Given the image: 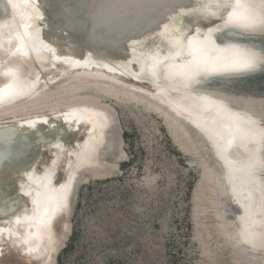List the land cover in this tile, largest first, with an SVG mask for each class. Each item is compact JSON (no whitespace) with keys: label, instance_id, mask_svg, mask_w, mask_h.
Listing matches in <instances>:
<instances>
[{"label":"bare ground","instance_id":"1","mask_svg":"<svg viewBox=\"0 0 264 264\" xmlns=\"http://www.w3.org/2000/svg\"><path fill=\"white\" fill-rule=\"evenodd\" d=\"M46 1L49 4H46ZM222 1L224 0H217L218 3ZM10 3L13 11L6 14L2 10V8L6 10V4L0 0V90L3 95V99L0 100V229H3L0 233V262L12 259L26 262L29 259H37V264H55L56 256L65 246L70 233L69 219L72 214L70 205L73 209L72 188L80 173L77 172L74 181H71L66 188V192L59 190L67 187L72 172L81 163V158L86 160L90 144L98 146L102 131L116 119V114L107 104L89 98L63 101L39 100L24 105L42 98L55 88L88 83L81 82L89 78L88 76L115 79L119 84L115 89L128 90L139 99L155 105L167 117L176 121L187 137L196 139L194 141H197L199 145L197 148L208 153L207 146L197 131L188 130L181 121L172 117L154 101L147 99L145 94H150L174 112L188 114L193 123L203 128L205 132L213 133L214 137H211V141L215 148L224 150L222 138L215 131V122L212 119L218 116L219 109L217 106L205 109V102L197 103L195 100V98L202 100L206 97L207 101L229 103L230 107L240 114L238 119H244L248 115L256 123L260 140H264V114L255 111L258 109H255V103L238 104L225 94L210 89V85L215 82L214 79L206 78L207 75L231 69L232 64L228 59L210 61V65L200 71L202 72L200 78H195L203 62L201 60H204L205 52L208 49L213 50V47L256 52L260 59L249 57L254 65L259 62L264 63V55L258 49L249 48V44L243 41L244 39L214 40L210 46L204 42L202 35L196 29H191L188 33L180 30L176 33L183 44V49L180 50L169 42L170 36L164 31L165 25L176 17L175 10L158 8L156 18H149V15H146V19L136 17L129 20L132 24L133 21L135 23L132 27L128 26L125 33L119 34L120 31L117 29L114 41H117L121 48H127L128 54H123L125 51L121 50L124 49L120 50L113 44L110 46L105 44L106 42L101 41L94 34V38H83L82 42L70 34V38L67 36L65 41L73 43L75 51L79 50L89 57L79 58V55L74 57L75 53L63 52L64 50H61L62 54L54 56L51 49L60 39L57 33L60 29L54 26L56 22L52 20L50 14L54 15L57 12L56 7L51 6L50 0H31L29 4L23 3L22 0H10ZM37 4L39 8L36 7ZM150 9H152L151 6ZM126 10L128 12L129 9L126 8ZM145 12L144 8L143 13ZM41 15L44 19H37ZM228 21V17L221 16L216 22L219 26H223ZM238 22L244 23L243 20ZM176 23L178 22L174 20V26ZM26 24L31 27L25 28ZM262 24L264 25V21ZM216 25H212L210 33L217 28ZM35 29L40 30L44 35L42 46L38 50L34 48L28 35V31ZM122 29L125 31L126 28ZM105 30L108 31L107 28ZM109 33L112 32L109 30ZM259 35L264 36V33ZM189 41L193 42L191 48ZM163 47L165 52L170 54L167 55L168 57H163L165 56ZM158 55L161 56L160 59ZM90 63H95L96 66L106 65L110 69L122 67L125 70L124 74L133 76L141 83L116 77L108 70L94 69L89 67ZM153 64H160L162 68L160 76L170 86L168 91L152 89L148 82H145L150 76L149 68ZM11 69L16 71L17 77L23 84L15 91L9 89L8 93L4 94L3 90L14 79L8 75ZM196 81L198 83L195 84ZM180 91L187 98L183 97ZM11 99L12 102H10ZM247 105L253 110L246 107ZM223 118L226 119L225 116ZM44 121L47 123L45 124ZM110 136H113V132ZM247 139L251 141L252 138ZM17 140L19 148L14 149ZM116 141L112 140L115 148H117ZM108 144L110 145L109 142ZM239 144L232 145L226 152L228 166L225 171L226 177L229 178L231 195L225 189L223 169L214 161L213 181L218 204L223 207L225 230L229 234L233 248L245 259L252 257L262 262L264 261V242L249 245L241 241L236 230V222L239 207L243 213V223L247 226L246 230L251 238L256 240L262 233L264 209L260 206V198L262 190L264 192V147L260 167L250 172L247 152L254 143L239 142ZM113 145H110L111 148ZM34 147H38L39 150L33 155V161L30 163L28 157ZM105 151L106 148L97 149L95 158L92 159L95 160V165L81 170L83 176L106 174L114 169V167L111 169V166L121 158L108 157V159L104 155L107 153ZM31 164L33 166L29 172L31 176L22 183L24 171ZM47 179H49L48 183ZM63 193L64 197H62ZM43 212H45L44 215L54 214L52 217L46 216L48 217L46 227L43 224L45 220L42 216ZM60 217H62L61 223L57 229H54V220Z\"/></svg>","mask_w":264,"mask_h":264},{"label":"rangeland","instance_id":"2","mask_svg":"<svg viewBox=\"0 0 264 264\" xmlns=\"http://www.w3.org/2000/svg\"><path fill=\"white\" fill-rule=\"evenodd\" d=\"M214 82L210 89L238 104L255 103V111L264 114V70ZM84 98L105 103L116 114L108 142L118 140L117 148L108 144L104 155L121 159L111 172L85 177L79 185L70 233L55 264H264L245 259L231 244L213 160L155 105L103 83L60 86L24 105ZM61 218L54 220V229ZM0 264H37V259Z\"/></svg>","mask_w":264,"mask_h":264},{"label":"water","instance_id":"3","mask_svg":"<svg viewBox=\"0 0 264 264\" xmlns=\"http://www.w3.org/2000/svg\"><path fill=\"white\" fill-rule=\"evenodd\" d=\"M6 4V10L2 8L3 13L10 14L12 9V4L10 3V0H3ZM62 2L65 4V7L67 9L66 12L60 11V9L56 6V4L50 3L52 7H56V13L53 15L50 14V17L54 22V26L58 29H60L57 33L59 34V41L54 43V48L51 49V53L54 54V56H58L61 53V50H64L63 52H71L75 53L73 56L77 57L79 55L80 57L88 56L85 55L83 52H80L79 50H74L75 45L71 42H66V37L68 36L70 38V34L76 36L75 38L78 39L79 42H82L81 39H91L94 38V35L96 37H99L101 41L106 42L107 45H114L117 46L121 51H125L123 54H128L129 51L127 48L123 47L121 48V45L114 41L117 36V29L120 31L119 34L125 33L128 29V26L132 27L135 23L133 21V24L129 21L130 19H135L136 17L144 18L146 19V15H149V18H153L157 16L158 8H165L167 10L175 8L174 15H176V21L178 23L175 24L174 27H176L180 32L183 31L184 33H188L191 29H196L200 34L202 35V38L204 39V42L206 44L212 46V41L214 40H225V39H233V40H241L240 38L244 39L243 41H246L249 45V48H254L255 50H261V41L262 39H259L257 35L260 33H264V25L262 24V21H264V1L262 0H242V3L248 5L247 7H236V0H224L222 2H217V0H62ZM46 4H49V2L46 1ZM146 4V5H145ZM78 5V6H74ZM203 5H207V9H202ZM149 6V8H147ZM150 6L152 9H150ZM107 7V8H106ZM128 8V12L126 10ZM145 8V14L144 12ZM113 9V12H112ZM111 10V11H110ZM237 11L242 16H247L250 19H255L256 23L250 27H244L243 24H240L238 20L241 21V19H236L233 22H227L223 26H219L216 21H219V19L222 17H228L229 13L233 11ZM1 12V9H0ZM182 12H190L192 13L190 16L186 17H180L178 14ZM212 13H215L212 15ZM218 19V20H216ZM213 24H217L212 33H210V29L212 28ZM129 27V28H130ZM105 28L108 29V31L105 30ZM122 28H126L125 31H123ZM109 30L112 32L109 33ZM28 35L33 43V46L36 50L39 49L40 46H42V40H43V34L40 30H32L28 31ZM66 32V33H65ZM130 32V31H129ZM99 33V34H98ZM128 33V32H127ZM94 34V35H93ZM249 35V36H248ZM239 37V38H238ZM246 38H253L255 40H249ZM164 44V43H163ZM171 46V45H169ZM162 47V46H161ZM41 48V47H40ZM212 48V47H211ZM60 50V51H59ZM120 51V53H122ZM163 51L165 52V49L163 47ZM117 53V52H116ZM77 54V55H76ZM173 54V53H172ZM142 55V54H141ZM170 55L169 53L165 52V56ZM72 56V55H71ZM89 57V56H88ZM158 59L161 58L160 55L157 56ZM243 57H251V58H259V55L256 52L251 51H245L242 49H215L213 47L212 49H208L207 52H205L204 60L201 67L199 68V72H197L195 75V78H200V71H203V68H207L208 65H210V61H215L216 59L225 60L228 59L231 64L234 60L243 58ZM167 59V58H166ZM78 61V59H75ZM89 60V59H88ZM259 61V60H258ZM160 65V64H159ZM157 65L153 64L151 65L150 69V76L148 80L145 82H148L149 87L154 89H161V90H167L169 89L168 83H166L160 76L162 71V68ZM264 63L259 62L255 65V67L251 69L246 70H240V71H233L231 69L225 70V71H219L214 72L213 74H208L206 78L208 79H214L218 77H227L232 75H244L247 73L252 72H261L264 70ZM89 67L96 68V69H102L105 71H110L113 75L119 78L128 79L133 82H140V80H137L133 76H130L129 74H124L122 67L117 68H107L106 65L96 66L95 63H90ZM161 69V70H160ZM10 78H14L13 81L3 90V93H8L9 89H13L14 91L18 89L23 83L20 82L19 78L17 77V73L14 70H10ZM74 72V70H72ZM89 78L83 79L81 82H88V83H101L103 82L104 85H108L112 88H117L119 85L117 83V80H113L111 78H93L88 76ZM111 77V76H110ZM148 77V76H147ZM111 79V80H110ZM200 81V80H198ZM198 81L195 82L198 83ZM181 95L183 97H186L185 94H183L180 91ZM146 98L150 101H154L158 106L162 107L163 110H166L170 113L172 117H175L179 121H181L184 126L192 131L196 132L200 135V138L202 137L203 142L206 144V148L208 151L209 157L218 165H220L223 169L224 174V180L226 183V191L228 194L231 195L230 190V182L229 178L226 177V171L227 168V156L226 152L229 151L232 147V145L237 144L240 145L239 142L242 143H254L253 147L248 150L247 156L250 161V164L248 165L250 172H254V170L257 167H260V164L262 163V149L264 147V140H260V135H258V130L256 128V123L251 119L247 114V117L244 119H238L237 117L240 116V114H237V111L233 110L230 107L229 103H215L212 101H207L206 97H203L201 100L200 98H195L197 103L205 102L206 106L205 109L211 108L213 106H217L219 109L218 116H214L212 119L215 122L214 129L217 131L218 136L222 138V143L224 146V150H219L215 148L214 143L211 141V137L213 138V133L209 134L205 132V130L195 123L191 121L189 118L190 116L188 114H179L177 112H174L166 106L161 103L159 100H156L153 96L150 94H145ZM205 100V101H204ZM13 100L11 99L10 102ZM204 109V107L202 108ZM244 114V113H242ZM116 116V115H115ZM225 116L226 119L223 117ZM244 116V115H243ZM217 117V118H216ZM249 117V118H248ZM240 118V117H239ZM117 117L114 119V122H111L109 126H106L107 129H104L101 134V142L98 146L94 144H90V147L86 153V160L84 158H81V163L79 166L75 168V170L71 174V178L69 180V183L67 184V187L60 189L59 191L66 192V188L70 185L71 181H74V177L76 176L77 172H79V176L77 177L74 186L72 188L73 192L71 195L72 198V204L77 192V189L79 185L84 182L87 178L90 177L92 174H88V176H83L81 170H84L87 166H93L95 165L94 161L92 160L95 158V154L97 152V149L107 148L108 147V139L109 136L112 134V132L117 127ZM97 130V129H96ZM95 130V132H96ZM210 135V136H209ZM252 138L251 141L250 139ZM106 146V147H102ZM240 147V146H239ZM18 140L15 142L14 149H18ZM39 150L38 147H34L32 149V152L30 153L28 159L33 161V155L37 153ZM66 155V154H65ZM32 164L27 168V172H30L32 169ZM24 171V173L26 172ZM81 176V177H80ZM29 176L23 175L22 176V183L27 180ZM50 178V177H49ZM48 180L46 182L48 183ZM255 183L257 181H254ZM259 183V181L257 182ZM64 197V193L63 196ZM61 197V198H62ZM260 206L264 209V192L262 190V195L260 198ZM239 215L237 216V232L238 237H240V240L252 245L251 243L255 244H262L264 242V226L262 229V233H260L257 236L256 240H253L251 236L247 233L246 225L243 223V213H241V209L238 207ZM72 211V205H70V212ZM245 212V210H243ZM45 212H43V218L45 227L48 226V217L46 216H53L54 214H48L44 215ZM45 216V217H44ZM264 217V214H263Z\"/></svg>","mask_w":264,"mask_h":264},{"label":"snow or ice","instance_id":"4","mask_svg":"<svg viewBox=\"0 0 264 264\" xmlns=\"http://www.w3.org/2000/svg\"><path fill=\"white\" fill-rule=\"evenodd\" d=\"M23 3L25 4H29L31 3V0H22ZM50 3H55L56 6L60 9V11L62 12H66L67 9L65 7V4L62 2V0H50ZM74 6H78V5H74ZM248 5L242 3V0H236V7H247ZM37 8H39V5L37 4L36 5ZM207 5H203L202 6V9L206 10L207 9ZM175 10V8H173V11ZM192 13L190 12H182V13H179L178 15L180 17H186V16H190ZM215 13H212V15H214ZM37 19H44V16L41 15L39 17H37ZM176 18H173V20H170L169 21V24L165 25L164 27V31L166 33L169 34L170 36V43L177 47L178 49L182 50L183 49V44H182V41H181V38L176 35V33L179 31L177 28L174 27V20ZM236 19H241L243 20V26L244 27H250L252 25H254L256 23L255 19H250L249 17L247 16H242L240 13H238L237 11H233L231 13H229V21L228 22H233L234 20ZM25 28H28V27H31V25H24ZM192 41H189L188 44H189V47L191 48L192 46ZM179 54V52H178ZM255 67L253 61L251 60V58L249 57H243V58H240V59H237V60H234L232 62V65H231V70L233 71H240V70H246V69H251ZM3 99V95H2V90H0V100ZM44 123L46 124L47 121H44ZM26 175H28L29 177L31 176V173L29 172H25ZM23 186L21 185V188ZM25 195H29V193H25ZM35 203V201H34ZM17 223H19V218H17ZM3 232V229H0V233Z\"/></svg>","mask_w":264,"mask_h":264}]
</instances>
